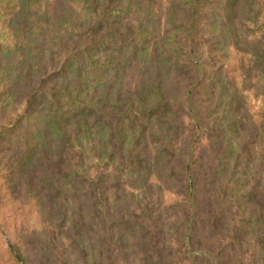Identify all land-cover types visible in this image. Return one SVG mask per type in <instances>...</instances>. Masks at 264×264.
<instances>
[{"label": "rangeland", "instance_id": "1", "mask_svg": "<svg viewBox=\"0 0 264 264\" xmlns=\"http://www.w3.org/2000/svg\"><path fill=\"white\" fill-rule=\"evenodd\" d=\"M122 2L131 5L132 15L118 18V15L111 14L109 25L119 27L121 23L128 27L133 22L139 23L143 25L145 34L141 36L147 43L145 50L136 51L139 56L138 60L133 61L136 67L130 64L123 68V73H119L120 78L113 86L112 94L119 91L125 98L128 94L126 91L134 89L138 82H145L153 77L158 79L160 71L163 72L166 65L159 58L163 54V48L169 46H164V42L180 37L181 25L190 17L192 0H120L116 4ZM103 3L104 0H100V6ZM71 6L69 0L3 1L0 6V13H4L0 16V30H3L4 35H1L0 42L11 45L14 27L9 26L6 21L2 22V18H15L19 11L26 12L32 19L34 15H39L40 20L33 19L36 24L31 37L34 45L29 47L30 51L42 53L46 57L47 49L54 46L52 40L59 38L61 41L65 36L62 32L63 20ZM252 8L253 0H203L201 5L200 32L209 45L218 49H213L210 53L221 57L224 74L227 75L225 103L228 107L213 114H208V111L205 113L210 115L205 118L206 122L214 124L213 134L220 135L223 139L218 151L203 152L209 154L206 159L208 164L214 167L224 165L220 166L223 169L222 186L210 187L207 178L211 176V168L207 169L202 163L201 168L197 167L202 181L196 187L195 200L197 209L199 206L202 210L198 209L199 216L192 221L196 229L191 232L189 242L192 248L190 253L194 255H199V248L209 244L225 246L220 251L215 248L220 264H264V242L261 239L264 233V13L257 19L249 18ZM101 34L105 40L104 32ZM108 45L110 49L107 52L104 45H100L99 57L103 58L106 54L112 58L118 57L119 52L112 50L116 46L114 38ZM171 46L173 47L172 44ZM56 49L54 51L57 57L53 62L46 58L45 69L56 66L57 60L62 58V51ZM5 53L0 51V61L7 59L15 64L17 54L7 56ZM16 69H20L19 66L11 67L9 76L13 77L17 73ZM9 79L12 78L5 79L3 84L8 86ZM101 89L104 92L105 86ZM207 98L204 86L200 87L196 95L198 104L204 106ZM0 103V127H3L21 101L17 98L9 103L5 96ZM205 110L203 109L204 112ZM153 125L151 122L150 126ZM17 134L11 131L0 139V264H21V256L28 264H191L190 253L183 245L178 228L184 218L181 198L178 199L177 195L171 193L161 196V193L159 195L152 188L155 185L149 186L151 188L148 195L151 197L143 201L144 207L141 209H138L140 205L137 200L131 198L134 200L126 214L128 219L124 226L130 222L136 225L134 230H130V227L121 229L123 209L119 207L120 203L115 197L116 189H110L108 207L111 211L110 235L114 255L107 260V222L99 217L93 221L82 217L81 221L85 222L80 227L81 232L75 224L84 204L82 197L77 195L79 193L74 192L75 197L70 195L68 172L79 170L82 159L79 162V158L75 157L70 161L68 156L79 152L77 146L73 151L62 150L57 159H54L59 177L53 181L50 179V168L53 165L48 163V158H52V151L49 150L56 139L47 134L34 136L30 144L33 152L26 156ZM176 135L173 138L177 140L179 133ZM214 138L216 137L209 135L206 142L213 144ZM210 147L214 148L212 145ZM155 153L156 150L150 151L153 159L158 156ZM120 156L116 153V162ZM106 165L102 160L96 159V166L104 175L107 173V169L105 172L103 170ZM112 166L110 164L111 169ZM51 181L58 191L51 189ZM79 183L76 179L75 187L78 189ZM151 183L154 184L155 181L151 180ZM105 184V179L100 180L98 186ZM171 186L181 193L179 177ZM219 201L224 203L226 210L222 212L223 225L218 229L220 236L215 238L222 240L213 243L212 228L209 229L211 221L207 218L212 211L206 215L204 210L209 209L212 204L215 206ZM86 223L87 226L84 227ZM150 227L154 232L153 245L149 243L152 238L146 233L151 232ZM227 228H235L238 234L229 248ZM87 230L89 231L86 233ZM123 233L126 235L121 238ZM88 239L93 245L86 244L85 240ZM149 244L153 247L148 250ZM86 253L94 255L95 260L90 257L87 261L83 260Z\"/></svg>", "mask_w": 264, "mask_h": 264}, {"label": "trees", "instance_id": "2", "mask_svg": "<svg viewBox=\"0 0 264 264\" xmlns=\"http://www.w3.org/2000/svg\"><path fill=\"white\" fill-rule=\"evenodd\" d=\"M3 1L5 0H0V6ZM69 1L72 6L63 20L62 32L65 36L61 41L59 38L52 40L54 46L47 49L46 57H43L42 53L30 51L29 47L34 45L31 37L34 35L36 24L33 19L40 20L39 15H34L32 19L26 12L19 11L16 13L17 19H7L6 16L2 18V22L6 21L9 26L14 27L11 32V45L0 42V51L6 52L7 56L17 54L18 60L16 65L7 59L0 61V101L6 96L9 103L18 98L21 104L5 125L0 127V139L8 132H17L18 141L22 142L23 152L27 156L33 152L30 144L34 136L52 135L56 142L49 150L52 151V158H48V163L53 165L50 168V179L53 181L59 177L55 169L57 162L55 163L54 159H57L62 150L73 151L77 146L79 152L68 156L70 161L75 157L79 158V162L80 158L82 159L79 170L68 172L69 193L73 194V197L74 192L79 193L77 195L82 197L84 204L83 210L78 212L75 224L79 231L85 222L81 221L82 217H86L87 221L99 217L107 222V260L114 255L110 235L111 211L108 207L110 189H116L115 197L120 203L119 207L123 209L121 229L130 227V230H134L136 225L130 222L124 226L128 219L126 214L134 200L131 198L137 200L140 205L138 209H141L144 207L143 201L151 197L148 195L151 188L149 186L154 185L152 188H155L159 195L161 193V196L171 193L177 195L178 199L181 198V206H184L181 212L184 218L178 228L183 245L190 253L191 232L196 229L192 221L199 216L198 209L202 210L199 206L197 209L195 200L196 187L202 181L197 167L201 168L202 163L207 169L211 168V176L207 178L210 187L222 186L223 169L220 166L223 164L216 167L210 163L209 165L206 161L209 154L203 152L218 151L223 139L220 135L213 134L214 124L211 121L207 123L205 118L210 117L208 114L228 107L225 103L227 75L224 74L221 57L210 53L213 49H218L209 45L200 32L203 0H192L190 17L181 25L180 37L164 42V46H169L163 48L164 56L162 54L159 60L166 66L163 72L160 71L158 79L153 77L145 82L140 80L142 85L138 82L134 89L127 90L125 98L119 91H114L113 95L112 89L120 78L119 73H123V68L130 64L136 67L133 62L139 58L136 51L147 48V43L141 36L145 34L143 25L136 22L128 27L121 23L119 27L109 25L111 14L118 15V18L132 15L128 2L116 4V1L120 0H104L100 6V0ZM263 13L264 0H253L249 18L257 19ZM0 31L1 37L4 33L3 30ZM103 32L105 40L102 39ZM110 37L114 38L116 45L112 50L119 52V56L112 58L106 54L103 58L99 57L100 45H104L106 52L110 49ZM56 48L62 51V58L57 60L56 66L45 69L46 58L53 62L57 57L54 51ZM13 66H19L20 69H16L17 73L11 77L9 74ZM7 78H12L9 79L8 86L3 84ZM102 86H105L104 92ZM202 86L208 95L204 106L198 104L196 99ZM217 89L219 90L216 91ZM203 109H206L205 112ZM206 112L208 114H205ZM151 122L154 123L153 127L150 126ZM176 133H179L177 140L173 138L177 136ZM158 135L161 136L158 138ZM209 135L216 137L213 144L206 142ZM154 150L158 155L156 159L150 154V151ZM116 153L121 155L117 162ZM96 159L107 164L106 168H103L104 172L107 169L106 175L97 168ZM110 164L113 165L112 169ZM178 177L181 193L171 186ZM76 179L80 182L79 189L75 187ZM104 179L106 184L98 186L100 180ZM151 180L155 183L152 184ZM53 181L50 182V187L58 191ZM225 210L222 201L204 210L206 215L212 211L207 218L211 221L209 229L212 228L213 243L222 240L215 237L220 236L218 229L223 225L222 212ZM132 211L130 212L133 213ZM86 226L87 223L84 227ZM150 230L151 232L146 233L152 238L149 243L153 245L154 232L151 227ZM226 231L229 248L238 234L235 228H227ZM124 235L126 233H123L121 238ZM261 239L264 242V233ZM85 241L86 244L93 245L90 239ZM150 244L148 250L153 247ZM224 247L209 244L199 248V255L190 253L189 261L191 260V264H220L215 248L220 251V248ZM21 257V264H28L24 257ZM89 257L95 260L94 255L89 256L87 253L83 260L87 261Z\"/></svg>", "mask_w": 264, "mask_h": 264}]
</instances>
